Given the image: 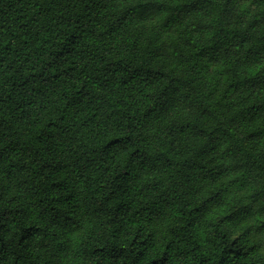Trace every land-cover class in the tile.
Returning a JSON list of instances; mask_svg holds the SVG:
<instances>
[{
    "label": "trees",
    "instance_id": "trees-1",
    "mask_svg": "<svg viewBox=\"0 0 264 264\" xmlns=\"http://www.w3.org/2000/svg\"><path fill=\"white\" fill-rule=\"evenodd\" d=\"M0 264H264V0H0Z\"/></svg>",
    "mask_w": 264,
    "mask_h": 264
}]
</instances>
